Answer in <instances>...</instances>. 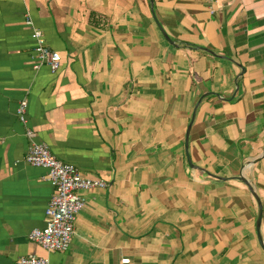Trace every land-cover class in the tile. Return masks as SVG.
<instances>
[{
	"label": "crops",
	"instance_id": "1",
	"mask_svg": "<svg viewBox=\"0 0 264 264\" xmlns=\"http://www.w3.org/2000/svg\"><path fill=\"white\" fill-rule=\"evenodd\" d=\"M23 99L32 142L106 185L65 252L28 239L53 189L23 161ZM25 256L264 264V0H0V264Z\"/></svg>",
	"mask_w": 264,
	"mask_h": 264
},
{
	"label": "built area",
	"instance_id": "2",
	"mask_svg": "<svg viewBox=\"0 0 264 264\" xmlns=\"http://www.w3.org/2000/svg\"><path fill=\"white\" fill-rule=\"evenodd\" d=\"M30 25V21L26 22ZM31 39L34 42L30 58L34 69L47 67L55 73L60 64V56L50 50L42 32L31 28ZM27 101L21 100L16 108L18 122L25 126V136L29 140L23 161L33 167L46 170V179L53 192L44 212V227L33 230L28 239L42 249L50 252H65L71 244L74 224L79 212L83 209V192L93 188H105L101 180L89 179L81 170L54 157L47 146L32 142L34 133L27 127ZM15 264H48V261L35 256L20 257Z\"/></svg>",
	"mask_w": 264,
	"mask_h": 264
},
{
	"label": "water",
	"instance_id": "3",
	"mask_svg": "<svg viewBox=\"0 0 264 264\" xmlns=\"http://www.w3.org/2000/svg\"><path fill=\"white\" fill-rule=\"evenodd\" d=\"M187 144V143H186ZM187 147V146H186ZM189 162V161H188ZM253 195V197H254V199H255V201L257 202V206H258V210H259V214H258V217H257V229H259V225H260V221H261V205H260V202H259V200L257 199V197H256V195L253 193L252 194ZM258 240H259V243H260V245H261V240H260V238H259V235H258ZM261 247H262V245H261Z\"/></svg>",
	"mask_w": 264,
	"mask_h": 264
}]
</instances>
